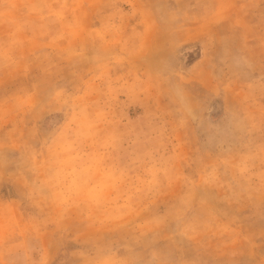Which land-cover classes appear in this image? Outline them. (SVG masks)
<instances>
[{"label": "rangeland", "instance_id": "rangeland-1", "mask_svg": "<svg viewBox=\"0 0 264 264\" xmlns=\"http://www.w3.org/2000/svg\"><path fill=\"white\" fill-rule=\"evenodd\" d=\"M0 264H264V0H0Z\"/></svg>", "mask_w": 264, "mask_h": 264}]
</instances>
